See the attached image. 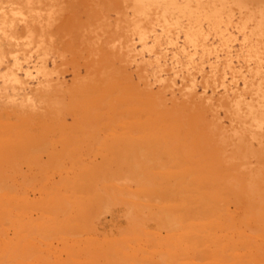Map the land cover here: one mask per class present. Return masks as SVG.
<instances>
[{"label": "rangeland", "instance_id": "1", "mask_svg": "<svg viewBox=\"0 0 264 264\" xmlns=\"http://www.w3.org/2000/svg\"><path fill=\"white\" fill-rule=\"evenodd\" d=\"M0 211V264H264V0H0Z\"/></svg>", "mask_w": 264, "mask_h": 264}, {"label": "bare ground", "instance_id": "2", "mask_svg": "<svg viewBox=\"0 0 264 264\" xmlns=\"http://www.w3.org/2000/svg\"><path fill=\"white\" fill-rule=\"evenodd\" d=\"M159 135H160V134H159ZM8 136H9V135H8ZM8 139H9V138H8ZM114 141H115V140H114ZM118 141H119V140H118ZM195 157H196V156H195ZM90 162H91V161H90ZM97 164H98V163H97ZM94 167H95V163H94ZM90 170H91V169H90ZM92 172H93V171H92ZM126 179H127V178H126ZM105 182H106V181H105ZM229 182H230V181H229ZM229 182H227V183H229ZM97 183H98V182H97ZM250 184H251V183H250ZM229 185H230V184H229ZM230 186H231V185H230ZM250 186H251V185H250ZM250 186H249V187H250ZM241 189H242V188H241ZM251 189L254 191L253 188H251ZM10 198H11V197H10ZM198 198H201V197H198ZM203 198H204V197H203ZM19 199H20V198H19ZM25 199H26V198H24L23 200H25ZM11 200H12V199H11ZM15 200H16V199H15ZM17 200H18V198H17ZM17 200H16V201H17ZM21 200H22V199H21ZM26 200H27V199H26ZM194 201H196V200H194ZM24 202H25V201H24ZM24 202H23V203H24ZM26 202H28V201H26ZM16 203H17V202H16ZM190 203H191V202H190ZM190 203L187 204V205H190ZM192 203H193V202H192ZM213 203H214V202H213ZM19 204H22V203H19ZM17 205H18V204H17ZM198 205H199V204H198ZM24 206H25V205H24ZM24 206H23V207H24ZM26 206H27V205H26ZM199 206H200V205H199ZM194 207L197 209V206H194ZM194 207H192V209H194ZM198 208L200 209V207H198ZM202 208H203V206H202ZM202 208H201V209H202ZM203 210H204V209H203ZM208 210H209V209H208ZM199 211H200V210H199ZM0 212H1V211H0ZM218 213H219V212H218ZM223 213H224V212H223ZM202 214H203V213H202ZM205 214H206V213H205ZM216 216H217V215H216ZM214 217H215V216H214ZM11 218H12V217H11ZM206 218H207V217H206ZM212 218H213V217H212ZM231 218H232V217H231ZM233 218H234V217H233ZM206 220H207V219H206ZM12 221H13V220H12ZM201 225H202V224H201ZM8 226H9V225H8ZM202 226H203V225H202ZM205 227H206V226H205ZM206 229H207V228H206ZM204 232H205V231H204ZM0 233H1V231H0ZM5 234H7V233H5ZM2 236L5 237L6 235H5V236L2 235ZM254 236H255V235H254ZM253 238H254V237H253ZM0 240H1V239H0ZM7 241H8V240H7ZM9 241H10V240H9ZM9 241H8V242H9ZM203 241H204V240H203ZM255 241H256V239H255ZM255 241H254V242H255ZM1 242H2V241H1ZM216 242H217V241H216ZM224 242H225V241H224ZM244 242H246V240L243 241V243H244ZM258 242H261V241H258ZM0 244H1V243H0ZM2 244H3V243H2ZM263 245H264V244H263ZM223 247H224V246H223ZM244 247H245V244H244ZM260 247H261V246H260ZM3 248H5L4 245H3ZM3 248H2V246H0V249H1V250H3ZM240 250H241V249H240ZM261 250H262V249H261ZM251 251H252V250H251ZM216 252L218 253V251H216ZM240 253H241V252H240ZM245 254H246V253H245ZM221 257H223V255H222ZM245 257H247V255H245ZM218 258H219V256H218ZM230 264H233V263H230Z\"/></svg>", "mask_w": 264, "mask_h": 264}]
</instances>
